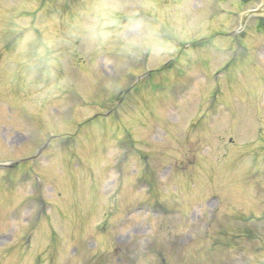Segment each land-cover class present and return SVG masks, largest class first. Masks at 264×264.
Returning a JSON list of instances; mask_svg holds the SVG:
<instances>
[{
	"label": "rangeland",
	"instance_id": "obj_1",
	"mask_svg": "<svg viewBox=\"0 0 264 264\" xmlns=\"http://www.w3.org/2000/svg\"><path fill=\"white\" fill-rule=\"evenodd\" d=\"M261 1L0 0V264H264Z\"/></svg>",
	"mask_w": 264,
	"mask_h": 264
}]
</instances>
